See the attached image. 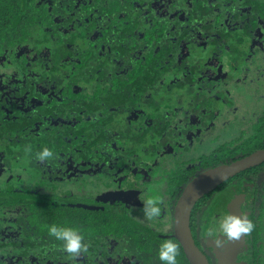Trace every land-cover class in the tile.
<instances>
[{
	"label": "trees",
	"instance_id": "16d2710c",
	"mask_svg": "<svg viewBox=\"0 0 264 264\" xmlns=\"http://www.w3.org/2000/svg\"><path fill=\"white\" fill-rule=\"evenodd\" d=\"M246 8L248 13L244 12ZM254 9L259 10L258 16L247 18L254 14ZM76 10L74 17L79 23L73 24L63 37L54 35L50 41L70 44L79 37V56L93 64L92 71L99 76L78 74V60H64L63 67L69 76L61 77L62 81L58 79L55 93L58 97L48 98V107L43 114L40 112L43 118L39 115L24 118L19 130L4 125V137L16 141L14 149L5 153L17 163L9 167L12 177L15 170L21 169L19 166L30 164L36 179L44 177L45 190L16 192L12 183L9 189L0 190V233L4 223L17 225L13 239L0 240V264H110L106 252L99 253L97 245L103 236L112 235L120 240L121 232L128 233L131 228L129 221L123 218L122 208L101 206L94 201L97 205L92 204L79 191L69 190V183L81 180L79 176L68 177V173L80 172L82 163L87 165L93 160L94 164L95 156L105 148L107 152L125 154L121 148L127 143L130 150L140 153L145 134L159 120L168 114L176 117L177 110L189 108L181 105L191 102L196 93L194 86L206 89L207 95L208 89L211 97L210 89L221 84L216 80L215 70L221 61L231 70L249 57L244 42L253 27L264 21V0H79ZM247 19L248 23L237 32L236 22ZM48 20L40 0H0V82L13 73L27 78L31 61L27 52L39 55L49 46L45 30ZM194 54L198 58L195 69L202 77L199 81L192 65ZM203 60L212 62V67L205 64L202 68ZM5 67L12 74L3 72ZM231 74L228 72L226 77L230 79ZM49 76L45 72L35 81L43 79V83ZM27 80L32 84V79ZM200 100L197 99L205 101ZM125 121L142 122L143 125H136L145 126V134L123 143L110 137L108 133L122 132L129 125ZM27 123L38 132L33 134L36 145L33 151L30 145L29 153L33 155L24 150L28 145L20 126ZM41 126L51 131L52 136L43 135ZM263 143L264 110L247 136H241L235 144L228 142V148L217 150L215 157L203 155L198 161L207 167L227 164ZM44 148L54 155L39 161L36 154ZM183 175L187 179L188 173ZM33 180L38 184V180ZM30 182L26 176L19 185L29 188ZM3 217L11 220H2ZM118 217L123 222L117 221ZM53 224L78 229L87 251L75 258L63 253L60 250L63 242L49 236L48 226ZM129 235L133 245L145 246L142 236ZM155 258L162 264L158 253Z\"/></svg>",
	"mask_w": 264,
	"mask_h": 264
},
{
	"label": "flooded vegetation",
	"instance_id": "af4514ba",
	"mask_svg": "<svg viewBox=\"0 0 264 264\" xmlns=\"http://www.w3.org/2000/svg\"><path fill=\"white\" fill-rule=\"evenodd\" d=\"M40 3L44 5L50 19L45 29L49 46L39 55H32L31 51L27 52L31 54L28 58L31 60L28 66L30 74L27 78L32 79V84L27 82L26 75L20 77L10 73L9 67L3 68V72L12 75L4 76L5 81L2 79L0 82V190L9 189L10 183L15 185L13 189L16 192L42 193L45 190L42 186L44 177L36 179L35 170H32L30 164L19 166L21 169L15 170V177H12L9 167H14L17 163L10 160L5 153L14 149L13 145L16 141H13L11 137H4V125H10L19 130V123H22L24 118L32 116L43 118L40 112L43 114V109L48 107V98L52 95L58 97L55 94L58 79L62 81L61 77L69 76L63 67L64 60L68 58L70 61L78 60L80 65L78 74L82 72L89 77L98 78L99 76V73L92 71L94 65L88 64L79 56V37L70 44L50 41L54 40V35L63 37L73 24L79 23V19L74 17L76 9L79 8V0H40ZM244 12L248 13V8ZM253 13L247 18L255 19L254 15L258 16L259 10L254 9ZM78 14L77 17H79ZM72 17L74 18L71 20ZM102 19L103 17L99 20L102 21ZM248 21L249 19L236 22V31L241 30ZM260 23L259 26L253 27V32L249 31L251 35L244 42L249 51V57L246 60L243 59L231 70L224 66V60L221 61L225 70L224 76L222 75L221 80L216 79L221 81V84L210 89L211 97H209L208 89L207 95L206 89L194 86L196 93L191 98V102L181 105L184 107L187 105L189 108L177 110L176 117L166 114L167 116L159 120L152 131L145 134V126H137L139 123L143 125L142 122L133 124L130 123L131 121H125L129 125L123 127L122 132L108 133L110 137L118 138L119 143L131 138L137 139L145 134V143L142 144L140 153H134L126 143L121 148L125 154L121 152L115 154L111 151L113 146L110 145L108 148L111 152H107L105 148L98 156H95L94 164L93 160L88 162L90 165L82 163L84 167L80 172L78 170L68 173V177L79 176L81 180L78 183H69V190L79 191L82 197L91 199V203L94 201L101 206H115L114 209H123L125 213L123 218L129 221L131 228L128 233L121 232L120 240L117 241V238L112 235L111 237L103 236L97 245L96 249L99 253L106 252L110 264H161L155 257L160 245L167 240L178 245V264H189L181 244L174 237L175 208L185 187L197 176L212 168L230 165L264 148L263 143L255 151L227 164L207 167L202 165V161H198V158L203 155L208 158L215 157L217 150H222L223 147L228 148V142L235 144L241 136H247L264 110V94L260 95L264 90V21ZM194 59L192 65L199 74L197 77L199 81L202 77L199 70L195 69L198 62L195 54ZM81 62L84 64H80ZM205 64L209 68L212 67V62L208 60H203L200 65L202 67ZM243 66L244 74L235 82L232 77L230 79L226 77L229 71ZM45 72L50 74L49 79L44 80L43 83V79L35 81ZM231 79L235 86L231 85ZM201 84L204 85V83ZM199 98L205 101L200 102ZM220 114H224L225 118L218 119ZM166 121L170 124L167 125ZM49 123L46 122L47 125H50ZM20 127L24 131V138L28 145L24 150L28 154L30 145L31 151L36 147L33 134L37 135L38 132L28 123ZM40 132L43 135L52 136L51 131L49 132L43 126ZM11 154L13 155L14 152ZM185 172L188 173L187 179H184ZM26 176L31 179L29 188L19 185ZM154 178L156 182L159 181L160 186L163 185L164 190L159 189V193L163 192L160 193V201L157 203L160 207V216L149 218L145 215V202L152 198L144 193L149 191ZM33 179L38 180L39 186ZM84 179L86 181H83ZM96 182H105V188L111 189L107 200L100 198V193L83 187L84 183L95 185ZM111 192L117 195L122 192L123 196L113 199ZM227 213L246 217L254 224V229L238 240L216 247L211 243L208 231L217 223L219 217ZM4 218L1 219L11 220ZM114 218L115 216L113 220ZM117 221L121 222L122 217H118ZM109 229L111 231V228ZM189 230L195 247L208 264H264V161L238 172L197 200L190 211ZM15 231H17V225L4 223L0 240L7 237L13 239ZM129 234L142 236L141 239L147 245H133V239ZM214 234L219 236L218 232ZM220 239L224 238L220 237Z\"/></svg>",
	"mask_w": 264,
	"mask_h": 264
},
{
	"label": "clouds",
	"instance_id": "9594fccd",
	"mask_svg": "<svg viewBox=\"0 0 264 264\" xmlns=\"http://www.w3.org/2000/svg\"><path fill=\"white\" fill-rule=\"evenodd\" d=\"M53 152L44 148L36 154L39 161L47 160L53 157ZM145 215L149 218H158L160 216V207L149 199L145 202ZM254 229V224L246 217L234 216L227 213L219 217L217 223L208 231V237L216 247H221L229 241L238 240L242 235L249 234ZM218 232L219 236L214 233ZM50 237L57 241H62L60 250L72 257H78L82 252L87 251V245L84 243V237L76 228L62 227L55 224L48 226ZM223 237L224 239H220ZM179 255L178 245L171 240H167L159 247L158 258L162 264H178Z\"/></svg>",
	"mask_w": 264,
	"mask_h": 264
},
{
	"label": "water",
	"instance_id": "95a60500",
	"mask_svg": "<svg viewBox=\"0 0 264 264\" xmlns=\"http://www.w3.org/2000/svg\"><path fill=\"white\" fill-rule=\"evenodd\" d=\"M263 161L264 148L230 165L212 168L197 176L185 187L175 208L174 237L181 244L189 264H208L195 247L190 235L189 215L195 202L238 172L256 166Z\"/></svg>",
	"mask_w": 264,
	"mask_h": 264
},
{
	"label": "rangeland",
	"instance_id": "374dc122",
	"mask_svg": "<svg viewBox=\"0 0 264 264\" xmlns=\"http://www.w3.org/2000/svg\"><path fill=\"white\" fill-rule=\"evenodd\" d=\"M194 60H196V59H194ZM215 70L217 72V79L221 80L222 79V75H223V73L225 71L223 69L222 64L220 63V65L216 66ZM244 71H245V69H244V66H243V67L237 68L236 70H232V71H229V72L230 73L232 72L231 77H232V79L235 82L236 80H238L239 76L241 77L244 74ZM232 79H231V85L235 86V84H234ZM262 94H264V90L261 91L260 95H262ZM224 118H225L224 114H220V117L218 119H224ZM105 184H106L105 182H96L95 185L89 184V183H84L83 187H88V189L90 191H94L95 193H100V198H105L107 200L108 199L107 195H108V193L110 192L111 189H106L105 188L106 187ZM150 186L151 187L149 188V191L148 192L146 191L144 194L147 197L152 198V200L155 201L156 203H159V201H160L159 196H161L160 193H163V192L159 193V189H161V191H163L164 190L163 185L160 186L159 181L156 182V178H154L153 181L151 182ZM121 196H123L122 192L119 193L118 195L114 194L113 192H111V198H113V199L121 198Z\"/></svg>",
	"mask_w": 264,
	"mask_h": 264
}]
</instances>
